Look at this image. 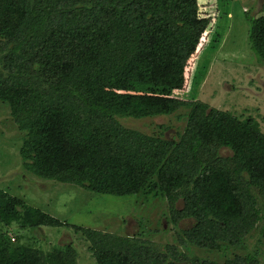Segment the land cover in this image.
Instances as JSON below:
<instances>
[{
  "label": "trees",
  "instance_id": "obj_1",
  "mask_svg": "<svg viewBox=\"0 0 264 264\" xmlns=\"http://www.w3.org/2000/svg\"><path fill=\"white\" fill-rule=\"evenodd\" d=\"M198 1L0 0V104L23 135L21 156L35 177L100 196L164 200L175 226L195 221L180 247L221 252L240 248L259 224L264 240V132L253 118L181 98L211 23L200 17ZM249 22L251 49L264 64V17ZM208 47L206 56L218 40ZM200 67L198 73L208 64ZM182 109L187 123L177 139L122 124ZM23 210L20 199L0 190V264H77L72 246L44 254L12 243L1 226ZM26 217L35 229L82 234L97 264H221L142 236L72 227L40 211ZM259 258L251 252L222 264H261Z\"/></svg>",
  "mask_w": 264,
  "mask_h": 264
},
{
  "label": "rangeland",
  "instance_id": "obj_2",
  "mask_svg": "<svg viewBox=\"0 0 264 264\" xmlns=\"http://www.w3.org/2000/svg\"><path fill=\"white\" fill-rule=\"evenodd\" d=\"M198 6L200 17L211 23L188 64L181 98L192 96L194 100L230 113L241 121L253 118L264 132V64L257 61L249 41V17H264V0H199ZM215 39L218 40L216 52L206 56L204 51ZM200 64V68L207 64L208 67L198 73ZM186 114L187 111L182 109L169 116L125 119L122 124L152 137L162 136L171 140L183 133ZM22 139L10 110L0 104V190L26 205L21 219L1 226V232L7 233L12 243L19 241L44 254L52 253L55 248L72 246L78 254L77 264H97L82 234L64 227L32 228L26 213L35 210L72 227L120 237L142 236L160 249L177 246L192 260L222 264L235 255L258 252L260 263L264 264L262 224L240 248L211 252L191 247L186 251L180 247L179 237L183 236V231L193 227L195 221L185 220L175 226L171 222L168 202L147 199L143 195L100 196L82 187L38 179L25 169L20 152ZM220 154L226 157L230 151L221 149ZM182 207L183 202H179L178 208Z\"/></svg>",
  "mask_w": 264,
  "mask_h": 264
}]
</instances>
